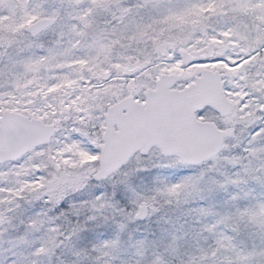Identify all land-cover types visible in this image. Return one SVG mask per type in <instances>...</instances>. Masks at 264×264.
<instances>
[{"label":"snow or ice","instance_id":"1","mask_svg":"<svg viewBox=\"0 0 264 264\" xmlns=\"http://www.w3.org/2000/svg\"><path fill=\"white\" fill-rule=\"evenodd\" d=\"M0 264H264V0H0Z\"/></svg>","mask_w":264,"mask_h":264}]
</instances>
